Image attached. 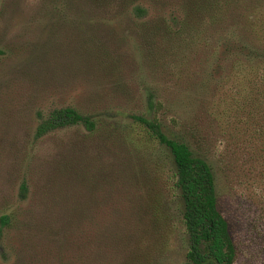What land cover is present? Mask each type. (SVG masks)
I'll use <instances>...</instances> for the list:
<instances>
[{"label":"rangeland","instance_id":"obj_1","mask_svg":"<svg viewBox=\"0 0 264 264\" xmlns=\"http://www.w3.org/2000/svg\"><path fill=\"white\" fill-rule=\"evenodd\" d=\"M51 1L0 0V218L10 214L22 223L4 237L0 224V264H36L35 252L23 239L35 244L43 237L39 220L55 224L76 205H87L93 199L89 191L97 185L91 177L122 186L114 159L119 153L102 140L117 137L110 123L132 114L156 117L169 136L186 141L211 164L219 211L235 248L234 264H264V145L254 130L262 118L258 111L253 119L245 114L251 103L247 97L256 102L262 89L264 63L248 70L246 49L264 56V0L223 7L222 19L214 23L213 11L207 9L196 17L190 35L187 28L181 30L180 10L160 9L155 1L154 6L145 4L148 21L162 17L170 20L173 31H181L179 40L171 42L160 35L142 36L136 21L110 19L83 28L71 22L59 0ZM116 12L105 11V18ZM83 39L99 59L101 51L107 54L106 67L87 60ZM65 107L104 119V131L88 136L79 126L36 140L39 114L45 118ZM158 154L152 168L162 185L172 187L170 157ZM80 173L86 175L81 185L75 178ZM24 182L28 190L23 202ZM128 186L113 195L115 201L120 197L126 203L134 196ZM114 209L111 203L105 211L88 214L109 217L117 214ZM181 209L176 197L175 217L180 218ZM29 217L30 230L22 220ZM174 224L171 235L151 229L144 236L146 264L186 263V237L180 224Z\"/></svg>","mask_w":264,"mask_h":264},{"label":"trees","instance_id":"obj_2","mask_svg":"<svg viewBox=\"0 0 264 264\" xmlns=\"http://www.w3.org/2000/svg\"><path fill=\"white\" fill-rule=\"evenodd\" d=\"M59 1L62 5L60 7H63L65 13H69L71 22L79 23L83 28L92 29L95 25H105L110 19L121 23L136 21L135 26L141 28L142 36L160 35L163 40L171 42L179 40L181 31H173L170 20L166 21L162 17L148 21L149 13L144 7L145 4L154 6L152 2L155 1L160 9L173 6L180 10L184 16L180 22L181 30L187 28L190 35V32L195 30L194 24L199 14L207 9L213 11L211 17L214 23L222 19L223 7L234 8L236 4H241L245 0ZM51 2L57 3L55 0ZM111 9H117L116 14L105 18L107 15L105 11ZM173 20L178 24L177 18ZM81 42V48L88 51L87 60L93 59V65L99 66L100 69L106 67L107 54L100 50L99 59L97 54H93L90 41L83 39ZM246 51L249 53L248 70L259 68L253 67L257 62L264 63V56H259L258 50L248 47ZM253 54L255 57H251ZM262 70L264 71V68ZM260 83L262 89L259 98L254 102L252 97H247L251 103L247 105L249 108L245 114L251 119L254 118L256 111L261 115L262 121L254 130L258 131V139H261L264 145V73ZM39 117L41 121L35 130L36 140L79 126L86 130L88 136L101 134V129L104 131V119L83 114L73 107L53 109L45 118L40 114ZM124 120L126 121L110 123V129L117 137H103L102 142L109 143L114 150L117 149L118 158L113 155L115 163L120 164L118 170L125 172L127 179L122 173H117L116 177L118 181L123 182L122 186L111 187L108 182L100 183V176L91 177L93 182L97 183L95 186L97 188L94 192L95 187H91L89 192L93 199L87 205H76L72 208L71 215L55 224L49 220H39L38 224L44 226L42 230L39 229L43 236L41 240L33 245L26 243L27 239L22 240L29 250L35 252L32 261L36 264H134L140 261L146 264L147 253H143L144 249L142 250L144 236L150 233L151 229L171 235L176 229L174 223L177 222L186 237L185 264H234L235 248L228 222L219 211L217 179L211 164L196 156L186 141L169 136L156 117L149 119L144 115L132 114ZM163 151L171 160L172 187L162 185L157 170L152 168V165L157 164L154 158ZM58 166L56 171L61 175L62 165ZM84 176L86 175L83 173L75 176L78 184H82ZM126 185L131 191L130 195L134 196L127 199L126 203H123L120 197L115 201L113 195L118 196L120 194L118 190L126 189ZM27 190L24 182L20 189V199L23 202ZM173 196L174 199H171ZM176 197L182 203L180 218L175 217L172 212ZM111 203L115 205L113 211L118 215L98 218L96 215L88 214L105 211ZM22 220L26 222L24 227L33 229L30 217ZM0 224L4 237V234L20 229L22 223L18 221V216L6 214L0 218ZM34 224L36 226V223Z\"/></svg>","mask_w":264,"mask_h":264}]
</instances>
